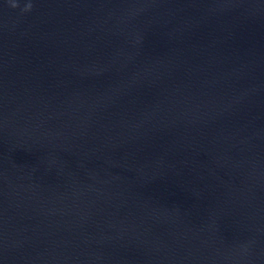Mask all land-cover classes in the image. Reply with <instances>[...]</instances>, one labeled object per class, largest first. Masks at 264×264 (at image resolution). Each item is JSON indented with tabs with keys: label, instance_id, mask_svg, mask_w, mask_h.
<instances>
[{
	"label": "clouds",
	"instance_id": "9594fccd",
	"mask_svg": "<svg viewBox=\"0 0 264 264\" xmlns=\"http://www.w3.org/2000/svg\"><path fill=\"white\" fill-rule=\"evenodd\" d=\"M10 6H11L12 8H17L19 5H18V3L12 2V3L10 4ZM32 7H33L32 3L29 2V3H27V4L25 5L23 11H24V12H29V11L32 10Z\"/></svg>",
	"mask_w": 264,
	"mask_h": 264
}]
</instances>
